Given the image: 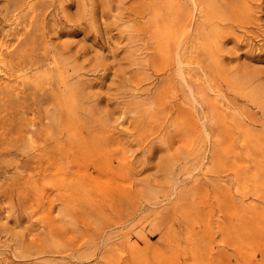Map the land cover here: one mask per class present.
<instances>
[{
  "label": "rangeland",
  "instance_id": "rangeland-1",
  "mask_svg": "<svg viewBox=\"0 0 264 264\" xmlns=\"http://www.w3.org/2000/svg\"><path fill=\"white\" fill-rule=\"evenodd\" d=\"M37 1L0 0V264H264V0Z\"/></svg>",
  "mask_w": 264,
  "mask_h": 264
},
{
  "label": "bare ground",
  "instance_id": "bare-ground-1",
  "mask_svg": "<svg viewBox=\"0 0 264 264\" xmlns=\"http://www.w3.org/2000/svg\"><path fill=\"white\" fill-rule=\"evenodd\" d=\"M190 1V0H189ZM194 1V0H193ZM192 1V2H193ZM49 3V2H48ZM47 2L45 3V1H40V2H35V3H32V4H28V3H26V0H14V1H12L11 0V2L9 3V5L6 7V9L4 10V17H8L7 18V20L11 17V15H13V12H15V11H19L22 7H24V14L22 15V18L24 19V18H26V19H29L28 18V16H29V14H31V12H33V10L34 9H36V8H50V7H54L55 6V1H53V2H50V5L48 4ZM195 3H197V2H195ZM194 3V5H195V7H196V4ZM200 3V2H199ZM172 4H174V3H172ZM193 4V3H192ZM203 6V5H202ZM194 7V8H195ZM198 7V6H197ZM190 9V8H189ZM196 9V8H195ZM192 10H194L193 8H192ZM192 10H190L191 12H192ZM203 10V9H202ZM222 10V9H221ZM206 11V10H205ZM26 12V13H25ZM204 12V11H203ZM3 13V12H2ZM189 13V12H188ZM199 13H200V11H199ZM20 14V13H19ZM33 14V13H32ZM191 15L192 14H194V13H190ZM209 14V13H208ZM38 15V14H37ZM187 15V14H186ZM203 15V14H202ZM205 15V14H204ZM214 15V14H213ZM18 16V15H17ZM188 16V15H187ZM219 16V15H218ZM16 17V16H15ZM19 17V16H18ZM34 17H36V16H34ZM40 17V16H39ZM205 17V16H204ZM13 18V17H12ZM37 18V17H36ZM44 18V17H43ZM183 18V17H182ZM189 18H190V16H189ZM216 18H218V17H216ZM38 19V18H37ZM45 19V18H44ZM44 19H42V20H44ZM184 19V18H183ZM194 19V18H193ZM209 19V18H208ZM220 19V18H219ZM218 19V20H219ZM15 20V22H16V19H14ZM35 20V19H34ZM221 20V19H220ZM36 21H38V20H36ZM39 21H40V18H39ZM39 21H38V24H39ZM180 21H181V17H180ZM183 21V20H182ZM190 21V20H189ZM202 21H204V20H202ZM211 21H214V20H212L211 19ZM23 21H21V23H22ZM34 22V21H33ZM43 22V21H42ZM208 22V21H207ZM24 23V22H23ZM182 23V22H181ZM189 23V22H188ZM188 23H186L187 25H189ZM190 23H191V21H190ZM206 23V22H205ZM38 24L36 25V28H37V26H38ZM216 24V23H215ZM18 25V24H17ZM17 25H15L16 27H17ZM21 25V24H20ZM32 25H33V27H32ZM31 25V22H27L26 21V23L21 27V29H23V31H24V34H26L27 36H30V34H31V32H32V30H34V29H32V28H34V24H32ZM186 25V26H187ZM14 26V27H15ZM185 26V25H184ZM184 26H183V29H184ZM217 26V25H216ZM15 27V28H16ZM189 27H191V25L190 26H188V28ZM197 27V26H196ZM15 28H13V29H15ZM178 28V27H177ZM176 28V29H177ZM12 28H11V30L10 31H1V28H0V70L1 69H4V71L3 72H6V73H8L9 74V76H11V77H13V76H15V75H18V71H20V73H22L23 74V71L22 70H24L25 68H27V67H34L35 68V65H34V62H33V59L31 58V55L29 54V53H27V51H23L22 52V55H18L17 54V51H18V49H24V48H26L27 46H28V44H30L29 43V41L31 40L29 37V41H28V38H26L27 40L24 42V40H20V37H18L17 38V35H19V31H17V30H20V29H17V30H13ZM198 29V28H197ZM179 30V29H178ZM186 30V29H185ZM189 30V29H188ZM200 30V29H199ZM199 30H197V32H199ZM35 31V30H34ZM217 31V30H216ZM189 32V31H188ZM186 33V32H185ZM190 33V32H189ZM188 33V34H189ZM217 36V35H216ZM24 38V37H23ZM182 39V38H181ZM32 45V44H31ZM27 49V48H26ZM4 50H6V53L5 52H3ZM30 50V49H29ZM5 53V54H4ZM37 56V55H36ZM37 68V67H36ZM34 70V69H33ZM39 71H44V70H41V69H38ZM38 70H36L37 72H39ZM22 71V72H21ZM26 71H28L27 69H26ZM1 72H2V70H1ZM24 73H26L25 71H24ZM4 74V73H3ZM24 75V74H23ZM31 74H29L28 76H30ZM33 75V74H32ZM35 75V74H34ZM33 75V76H34ZM42 75V74H41ZM4 76H5V74H4ZM8 76V77H9ZM32 77V76H31ZM34 78V77H33ZM17 80V79H16ZM15 81V80H14ZM44 99V98H43ZM45 100V99H44ZM43 100V101H44ZM37 101V100H36ZM39 101V100H38ZM40 102V101H39ZM42 102V101H41ZM46 102V101H45ZM41 104V103H40ZM39 104V105H40ZM245 125V124H244ZM223 128V127H222ZM251 130V129H250ZM249 133H250V131H249ZM234 136V135H233ZM245 136V135H244ZM231 137V136H230ZM251 137V136H250ZM239 138V137H238ZM230 141V140H229ZM264 141V140H263ZM260 142V141H259ZM58 145V144H57ZM60 145H61V143H60ZM55 146V145H54ZM51 148V147H50ZM54 148V147H53ZM54 150H55V148H54ZM53 150V151H54ZM46 152V151H45ZM47 153H49V152H47ZM57 153V152H56ZM255 153V152H254ZM42 154V153H41ZM45 154V153H44ZM49 154H51V153H49ZM49 154L47 155V158H49L48 156H49ZM58 154V153H57ZM61 153H59V155H60ZM259 154V153H258ZM40 155V154H39ZM54 155V154H53ZM55 156V155H54ZM249 156V155H248ZM55 157H58V156H55ZM60 157H61V155H60ZM256 157H258V156H256ZM54 158V157H53ZM59 158V157H58ZM40 159V158H39ZM46 159V158H45ZM261 198V197H260ZM264 202V201H263Z\"/></svg>",
  "mask_w": 264,
  "mask_h": 264
}]
</instances>
